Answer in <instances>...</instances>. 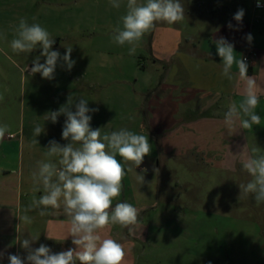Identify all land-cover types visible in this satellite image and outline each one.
Segmentation results:
<instances>
[{
	"label": "rangeland",
	"instance_id": "1",
	"mask_svg": "<svg viewBox=\"0 0 264 264\" xmlns=\"http://www.w3.org/2000/svg\"><path fill=\"white\" fill-rule=\"evenodd\" d=\"M200 1L223 7L217 21L216 15L210 22L202 19L198 22L203 28L200 35H207V30L215 27V21L216 25L225 22L226 15L234 16L239 9L244 10L243 20L256 19L264 5V0H259L260 6H257L258 0ZM200 1L191 10L198 11ZM120 2L121 7L116 9L110 0H62V4L71 5V16L63 13L61 37L52 50L63 55L64 46L73 47L71 58L76 63L69 74L70 94L86 85V79L97 81L104 73L111 101L109 133L126 128L145 135L128 114L132 110L134 85L136 80L140 81L141 65L148 63L145 55L151 54L153 29L141 38L134 55H129L127 44L114 43L112 31L117 26L123 27L120 18L126 13L127 0ZM145 2L138 0L139 4ZM38 4L39 0H0V126H7L5 137L12 134L13 142L22 137V129L25 135L31 133L28 128L31 121L54 128L50 120L40 121L45 109L54 110V103L48 104V101L45 104L49 107L41 106L46 93L50 92L52 99L58 97L54 86L46 91L42 85L49 84L42 82L44 78L39 73L25 72L42 49L17 54L10 47L20 18L26 17L29 24L38 23ZM255 127L260 129L257 132L252 128L244 129L237 138L223 139L228 148H223L220 156H215L211 162L207 159L212 156L207 155H158L159 166H156L151 151L135 169L131 162L125 163L117 154L126 175L121 195L113 199L112 206L127 202L139 214L138 222L128 228L118 224L109 226L110 238L122 245L126 243L123 264H264V203H257L253 194L239 197V184H247L252 179L243 164L253 155H264V123ZM253 148L257 149L255 154ZM129 167L133 170L127 171ZM24 214L22 209L20 217ZM2 225L7 226L6 220ZM16 233L21 257L26 255L21 247L23 239L39 236L31 246L43 242L38 224L33 220L26 226L18 217Z\"/></svg>",
	"mask_w": 264,
	"mask_h": 264
},
{
	"label": "crops",
	"instance_id": "2",
	"mask_svg": "<svg viewBox=\"0 0 264 264\" xmlns=\"http://www.w3.org/2000/svg\"><path fill=\"white\" fill-rule=\"evenodd\" d=\"M181 1L185 8L182 21L174 24L159 21L153 28L151 54L145 55L149 64L141 65L140 81L136 80L134 85L133 100L130 102L132 110L128 114L140 132L144 131L145 136L149 137L156 166H159L158 155H207L212 156L207 159L211 162L215 156H220L223 148H228L229 145L223 144V139L237 138L244 132L239 120L235 121L231 133L224 123V114L229 106L233 102L238 105L243 100L246 83L239 78L235 64L231 69L234 77L231 81L221 75L223 63L215 44L220 37L234 45L237 59L247 56V75L255 79L259 97L255 112L260 116V123H264V5L259 16L251 18L249 22L243 19L242 22H237L234 16L226 15V21L216 25L218 13L223 9L219 4L200 0ZM198 1L201 5L197 4L198 11L195 12L191 7L196 6ZM36 10L38 24L56 42L61 37L63 13L70 17L71 5L62 4V0H39ZM214 18L215 27L207 30V35L198 34L202 28L198 22L201 19L210 22ZM229 23L232 25L231 29L228 27ZM249 33L253 37L251 43L246 40ZM72 70L68 71L58 64L54 79L42 81L49 84L42 85L44 90H49L53 85V91L58 94L57 98L52 99L51 93H46L42 108L50 106L45 104L46 101L48 104L54 103L53 111L66 103L71 89L69 74ZM97 79H86V85L74 90L73 98H84L89 102L90 108L98 109L97 112L90 113V126L93 129L101 128L103 135L105 132L109 133L111 101L104 73ZM44 112L40 120L43 122L48 109ZM65 120L64 115L59 116L52 129L47 123L41 125L39 121H31L28 125L31 133L25 135L22 129V137L18 141H11L14 137L9 138L7 135L0 139V252L4 253L0 264H9V254L20 255L16 240V220L22 209L24 211L34 199L38 200L45 194L42 184L39 185V191H34L32 173L37 170V162L50 160L59 167V157L48 158L45 153L50 140L55 139L61 145L67 143L62 139ZM37 124L43 126L45 131L37 137L39 143L33 144ZM252 129L257 132L260 128L253 125ZM42 208L43 206L27 212L31 220L38 224V233L43 239L41 244L48 246L54 253L75 248L72 237L68 236L70 217L64 213L62 199L61 206L49 207L45 216L39 215ZM3 220H6V227L2 225ZM25 224L28 226V223ZM25 233L29 235L30 231L25 230ZM47 234L53 239H47ZM110 234L109 227L101 232L103 238H110ZM125 244L123 247L126 249ZM39 246L40 243L31 247L34 249Z\"/></svg>",
	"mask_w": 264,
	"mask_h": 264
},
{
	"label": "clouds",
	"instance_id": "3",
	"mask_svg": "<svg viewBox=\"0 0 264 264\" xmlns=\"http://www.w3.org/2000/svg\"><path fill=\"white\" fill-rule=\"evenodd\" d=\"M110 4L116 9L121 7L120 0H110ZM257 6H260L259 0ZM244 14V10L239 9L234 14V19L242 22ZM184 17L185 8L181 0H146L143 4H139L138 0H127L126 13L120 18L123 27L114 28L111 39L120 46L127 44L129 55H134L139 41L145 33L156 26V22L174 24L182 21ZM228 27L232 28L231 23ZM14 32L15 37L10 42L14 53H31L38 47L42 49L40 55L32 60V66L30 68L26 66L25 72L31 75L39 73L42 78L52 80L58 63L68 71L74 67L76 61L71 58L73 47L63 45L66 48L63 55L58 50H52L55 41L40 24H29L27 18L22 17ZM246 40L252 42L253 37L250 33L246 35ZM215 44L217 54L223 63L221 75L231 81L234 78L231 69L235 64L239 78L246 83L243 100L238 105L233 102L224 114L226 128L231 133L236 120L240 121L243 129L259 125L260 116L255 112L259 103L257 85L255 79L247 75L246 60L236 58L234 45L224 37L216 40ZM88 105L89 102L84 98L74 99L73 94H69L66 103L58 110L49 111L44 115L45 121L50 120L52 123H56L61 115L66 117L62 139L67 143L61 145L55 139L48 142L45 155L48 158L59 157V167L50 160L37 162V170L32 173L34 191H39V185L42 184L45 194L38 200L34 199L24 209L25 214L19 217L20 221L31 223L27 212L43 206L39 215L45 216L49 207L59 208L62 199L64 213L70 217L68 236L72 237V244L76 247L59 253H53L45 244L33 249L31 245L39 236H30L21 241V247L27 250V256L9 254L7 256L9 264L124 262L126 252L123 245L115 239L103 238L101 235V232L110 225L118 224L128 228L138 222V211L130 203L119 202L115 207L112 206L113 199L121 195L122 181L126 175L124 165L117 159V154L125 163L131 162L136 169L151 153L152 146L149 137L126 128L101 135V128L93 129L90 126L92 120L90 113L97 112L98 109L90 108ZM7 131L6 125L0 126V139L4 138ZM44 131L43 126L39 124L35 126L36 139L32 141L33 144L39 143L37 137ZM252 152L255 154L257 149L253 148ZM243 169L252 179L247 184H239V197L253 194L257 203H264V155L250 157L243 164ZM132 170L131 167L127 169ZM47 239L53 237L47 234ZM3 257L4 253L0 252V259Z\"/></svg>",
	"mask_w": 264,
	"mask_h": 264
},
{
	"label": "built area",
	"instance_id": "4",
	"mask_svg": "<svg viewBox=\"0 0 264 264\" xmlns=\"http://www.w3.org/2000/svg\"><path fill=\"white\" fill-rule=\"evenodd\" d=\"M243 58H244L246 61L248 60L247 56H244ZM7 137L12 138L13 135L10 134V135H8Z\"/></svg>",
	"mask_w": 264,
	"mask_h": 264
}]
</instances>
